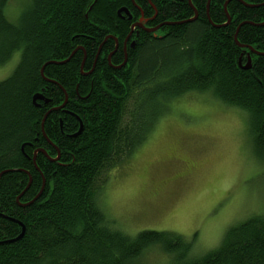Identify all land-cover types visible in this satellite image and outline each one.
Instances as JSON below:
<instances>
[{
	"label": "trees",
	"instance_id": "trees-1",
	"mask_svg": "<svg viewBox=\"0 0 264 264\" xmlns=\"http://www.w3.org/2000/svg\"><path fill=\"white\" fill-rule=\"evenodd\" d=\"M11 1L0 0V64L19 56L0 81V264H154L151 251L162 254L160 264H264V215L229 227L219 246L197 255L175 231H123L96 193L169 102L189 92L243 109L264 160V0H135L164 33H142L122 68L112 65L122 54L109 65L113 43L102 42L110 33L120 43L126 37L118 10L139 15L132 0H19L9 11ZM237 29L253 50L237 44ZM38 92L49 101L34 103ZM65 93V106L53 109ZM38 149L59 157L39 151L34 161Z\"/></svg>",
	"mask_w": 264,
	"mask_h": 264
},
{
	"label": "rangeland",
	"instance_id": "rangeland-1",
	"mask_svg": "<svg viewBox=\"0 0 264 264\" xmlns=\"http://www.w3.org/2000/svg\"><path fill=\"white\" fill-rule=\"evenodd\" d=\"M19 6L12 0L9 11ZM18 62L16 52L0 64V81ZM96 193L123 231H175L199 255L219 246L229 227L264 215V160L255 154L243 109L189 92L169 102L146 142L102 175ZM147 257L163 261L158 251Z\"/></svg>",
	"mask_w": 264,
	"mask_h": 264
},
{
	"label": "flooded vegetation",
	"instance_id": "flooded-vegetation-1",
	"mask_svg": "<svg viewBox=\"0 0 264 264\" xmlns=\"http://www.w3.org/2000/svg\"><path fill=\"white\" fill-rule=\"evenodd\" d=\"M132 4L134 5L136 11L139 12V15L134 13V10L132 11L127 6H121V7H126L129 11V13H126L123 11V12L118 14V17L121 18L122 21L126 20V22H128V24H129V32L127 33L126 37L123 38L121 43H120V38H119L118 34L114 35V34L110 33L104 37V40L102 42V44L106 43V42H112L113 43V48H112V50H109V54L107 56L109 65L112 64V57L115 53H121L122 54V56H123L122 63L116 64V65L112 64L115 68H122L124 66V63L128 59L129 50L131 48L132 49L134 48L136 41L142 37V35H141L142 33L149 34L150 36L151 35L162 36L164 33V31L162 30L163 24H160V23H158L156 25L152 24V22L154 20V16L151 18L146 17L144 15V10L142 9V7L140 5H138L136 3V1L133 2V0H132ZM155 10H156V8H155ZM156 13H157V11H155V14ZM134 24H139V25H135L133 27ZM157 26H160L158 30L148 31V30L156 28ZM100 49H101V47H100ZM97 56H98V54L96 55V57L94 59L93 68L91 70L95 69V67H96ZM247 56H250V54L248 53ZM84 59H86V54L84 55ZM91 70H89V71H91ZM89 71L85 70L83 67L84 73H87V72L89 73ZM60 127H62V121L61 120H60Z\"/></svg>",
	"mask_w": 264,
	"mask_h": 264
},
{
	"label": "water",
	"instance_id": "water-1",
	"mask_svg": "<svg viewBox=\"0 0 264 264\" xmlns=\"http://www.w3.org/2000/svg\"><path fill=\"white\" fill-rule=\"evenodd\" d=\"M133 2H135L134 0H133ZM189 2H190V4L192 5V1L191 0H189ZM209 2H210V0H209ZM208 5H209V3H208ZM126 12V13H129V11H128V9L126 8V7H121L119 10H118V14L119 13H121V12ZM196 16H197V11H196V9H195V15L190 19V20H195L196 19ZM230 15L228 14V21L227 22H229L230 21ZM169 24H171V23H169ZM135 25H139V24H134L133 25V27L135 26ZM221 26V25H220ZM159 27L160 26H157L156 28H154V29H151V30H148V31H156V30H158L159 29ZM239 29V28H238ZM238 29H237V31H236V34H235V40H236V42H237V44L240 46V47H242V48H249V49H251V50H253V48L251 47V46H247V45H244V44H240L239 43V41H238V36H237V34H238ZM77 50V49H76ZM76 50H74L73 52H72V54H71V56L76 52ZM258 54H261V52H257ZM70 56V57H71ZM68 60V59H67ZM67 60H64V61H60V62H57V61H52V62H50V63H52V64H58V63H63V62H66ZM110 60V59H109ZM251 65H252V61H251V58H249V60H248V62H247V64H245L244 65V68H251ZM83 64L81 65V71L83 72ZM91 72V71H90ZM89 72V73H90ZM41 74L44 76V67L41 69ZM83 74H88V73H84L83 72ZM48 81H50V82H52V80H49V79H47ZM66 94V93H65ZM65 101H64V103H62L61 105H60V107H55V108H53V109H58V108H62V107H64L65 106V104H66V102H67V99H68V95L66 94L65 95ZM38 100H42V101H44L45 103H47L48 101H49V99L48 98H46L45 97V94L43 93V92H38V93H36L34 96H33V102L34 103H36ZM53 109H51V110H53ZM50 110V111H51ZM49 113V112H48ZM47 113V114H48ZM46 114V115H47ZM42 125H43V123H42ZM82 130V125H81V128H80V130H79V132ZM39 151H41V152H43L44 154H46L51 160H55V159H57L58 157H59V155L56 157V158H51L48 154H47V151L46 150H44V149H38V150H36L35 151V153H34V161L36 160V156H37V153L39 152ZM31 181H32V178L30 177V180H29V183H28V185H27V187L26 188H28L29 187V185H30V183H31ZM44 184H45V181L43 182V186H42V188H41V191L38 193V195L34 198V199H36V198H38L40 195H41V193H42V191H43V189H44ZM31 202H29V203H26L25 205H27V204H30Z\"/></svg>",
	"mask_w": 264,
	"mask_h": 264
}]
</instances>
